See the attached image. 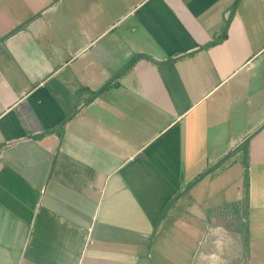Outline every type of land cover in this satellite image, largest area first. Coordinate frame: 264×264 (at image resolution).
<instances>
[{
	"label": "crops",
	"instance_id": "0c3cea01",
	"mask_svg": "<svg viewBox=\"0 0 264 264\" xmlns=\"http://www.w3.org/2000/svg\"><path fill=\"white\" fill-rule=\"evenodd\" d=\"M236 1L0 0V264H264V0Z\"/></svg>",
	"mask_w": 264,
	"mask_h": 264
},
{
	"label": "rangeland",
	"instance_id": "374dc122",
	"mask_svg": "<svg viewBox=\"0 0 264 264\" xmlns=\"http://www.w3.org/2000/svg\"><path fill=\"white\" fill-rule=\"evenodd\" d=\"M242 155V160L244 162V157ZM248 160V158H247ZM226 165L223 166V171L221 174H216L214 179L212 178L210 181L200 185V187L195 192L197 198L200 197V205L204 208L209 207V210H213L212 214H215L217 218L220 216L219 213L216 211L219 207L220 209H226L229 213L230 210L233 213V209L236 208L235 197L237 196V191L240 186H242V182H240V178L245 177L244 169L241 166L233 167V164L225 163ZM245 165V164H244ZM227 167V168H226ZM229 167V168H228ZM246 186L244 182V197L246 195ZM243 200V199H242ZM245 198L244 203L242 202V212L244 213L245 208ZM239 204H237V208H239ZM241 210V208L239 209ZM225 211V210H224ZM225 213V212H221ZM231 214V213H230ZM219 215V216H218ZM213 218V217H212ZM224 218V216H222Z\"/></svg>",
	"mask_w": 264,
	"mask_h": 264
},
{
	"label": "trees",
	"instance_id": "16d2710c",
	"mask_svg": "<svg viewBox=\"0 0 264 264\" xmlns=\"http://www.w3.org/2000/svg\"><path fill=\"white\" fill-rule=\"evenodd\" d=\"M239 0L236 1L235 6L238 4ZM227 29H228V25L226 26V28L224 29V32L222 34L221 37L217 38L215 41L211 42L210 44H208L207 46L203 47L202 50L205 49H209L212 48L214 46H216L217 44H219L220 42H222L226 37H227ZM145 59L151 62H154L151 58L146 57L144 55H138L136 57H134V59L125 67V69L122 71L121 74H119L118 76H121L122 74H124L125 72L129 71L131 68H133L140 60ZM156 63V62H154ZM112 88V85L110 83H108L107 85H105L104 87H102L100 90L96 91V92H92V96L93 98H97L98 96H101L102 94H104L105 92H107L108 90H110ZM38 138H41L38 137ZM238 151H240L243 154L244 157V164L247 166V158H248V141H246L239 149ZM225 161V159H224ZM223 164V161L220 163V165ZM245 186L246 189H248V177L246 175L245 177Z\"/></svg>",
	"mask_w": 264,
	"mask_h": 264
}]
</instances>
